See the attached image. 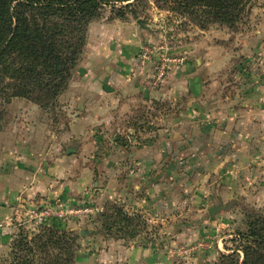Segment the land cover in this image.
<instances>
[{
	"label": "crops",
	"instance_id": "1",
	"mask_svg": "<svg viewBox=\"0 0 264 264\" xmlns=\"http://www.w3.org/2000/svg\"><path fill=\"white\" fill-rule=\"evenodd\" d=\"M127 27L114 49L85 50L76 75L59 96L63 121L25 98L9 104L10 112L20 109L0 130V255L8 252L22 225L24 207L56 200L71 205L91 197L98 201L109 189L129 213L147 219L153 212L168 213L170 181L193 191L199 205L208 197L264 209V60L248 59L237 66L241 71L231 72L234 49H195V56H201L195 73L202 82L201 94L191 97L196 106L161 111L142 134L136 122L152 114L155 98L170 100L179 90L186 94L189 85L182 74L162 85L145 74L131 75L141 39ZM128 131L137 135L123 146ZM107 134L115 156L101 157L93 168L86 153L91 135L101 139ZM108 166L112 169L106 173ZM101 175L108 177L107 186L90 196L88 190ZM181 199L185 201L184 194ZM150 246L132 247L129 253L153 264Z\"/></svg>",
	"mask_w": 264,
	"mask_h": 264
},
{
	"label": "rangeland",
	"instance_id": "2",
	"mask_svg": "<svg viewBox=\"0 0 264 264\" xmlns=\"http://www.w3.org/2000/svg\"><path fill=\"white\" fill-rule=\"evenodd\" d=\"M129 3H132L131 6L125 7ZM119 9H123L125 18L118 16ZM247 10L248 12H246L244 18L235 27L210 21L203 27L199 24L200 20L195 15L178 8L173 1L137 0L135 2L131 0L117 3L115 6L104 5L99 14L91 19L87 27L84 52L86 49H114L113 43H119L122 32L124 30L128 32L129 28L127 26L131 25L132 30L134 29L137 33L135 37L141 39L140 50L145 45L156 46L162 47L161 49H169L172 54H180L186 57L184 64L171 70L164 81H159L156 78L154 67L149 71L145 70V77L150 82H154V85H157V82L158 85H162L165 81H169L171 77L178 74V76H181L182 74L183 76L180 78L183 77L184 81L186 80L189 88L188 91L186 90V94L181 90L175 91L178 93L172 94V98L165 100L166 102L162 101V98H155L154 108L150 110L153 117H151L152 114H146V117L142 118L140 122H136L139 125L138 132L143 134L145 132L143 128L149 125L155 119L154 116L159 115L161 111H173L178 107L189 111L194 108L195 104L191 98L194 94L190 88V79H199L194 67L201 58L200 55L195 56V49H234L235 65L231 72L240 70V68L238 69L239 65L245 63L248 59L252 62L264 60V0L250 1ZM135 11L138 16H134ZM199 14L201 13L199 12ZM245 49L253 50L248 53ZM140 50L134 60L135 62H133L134 67L131 69V75L139 70ZM241 50L242 53H239ZM82 60L83 56L78 64ZM231 72L228 74L229 76L234 74ZM127 78L131 79L133 77L129 75ZM168 85H170V82ZM10 103H7V101L0 102V124L2 126L9 120L10 115H15V112L20 109L17 106L12 108L14 112H10ZM57 103L58 110L55 106L49 112L51 117L60 120L62 118L60 111L62 108L59 98ZM145 111L147 112V109ZM130 131L124 135V139L120 138L121 135H116L117 138L119 137L116 141L119 140L120 142L122 140L121 145L129 146V142L134 141L132 137L137 135V132ZM140 133H138L139 137L143 138L144 136L142 137ZM110 136L111 134H107L105 138L100 139L96 135H91L92 141H89L90 145L86 153L89 159L88 164L93 168L101 164V157L114 158V143ZM151 138H154V136ZM81 145L82 143H78V147H81ZM72 146H76V144L73 143ZM107 168L106 173L109 169H112L111 166ZM107 180L109 181L108 177H104V175L98 176V185H93L88 190L90 196L95 193L96 188H100L102 185L107 186ZM171 182L166 185L167 190L170 192L171 202V207L167 209L168 213L153 212L148 219L143 217L144 215L141 213H129L125 205L115 199L111 189H109L110 194L100 196L98 200L100 202L91 197L84 202L67 205L74 208L75 211L66 221H61L60 225L68 232V236L74 239L72 244L73 255L70 258L71 263L145 264V260L139 261V258L136 255H131L129 251L133 249L132 247L148 248L150 245L151 250L154 252L153 264H217L222 253L235 254L234 256L239 259V263H242L245 259L244 253L241 249L239 251L235 249L239 245V241L235 240L238 238L236 234L246 232L249 213L254 210L263 212L264 209L240 204L236 207L233 203L225 205L226 203L222 199L215 202L210 201L211 199L208 197L203 199L199 205L193 200V191H186L182 185L171 184ZM167 190L166 188L163 189V191ZM182 193L185 195V201L181 199ZM56 202L66 204L63 201L56 200ZM115 202L124 206L129 214H137L141 220L146 222V226H141L136 239L113 237L105 234L100 229L99 214L109 204ZM212 206L219 207L213 215L209 211ZM85 209L88 210L85 211ZM41 225L24 222V224L18 226L14 238L19 235L20 227H24L23 229L29 233L30 240H32L31 237L41 231ZM68 243L71 244L70 241ZM11 244L8 252L0 255V264H8L11 261ZM67 256L65 254L64 258H67Z\"/></svg>",
	"mask_w": 264,
	"mask_h": 264
},
{
	"label": "trees",
	"instance_id": "3",
	"mask_svg": "<svg viewBox=\"0 0 264 264\" xmlns=\"http://www.w3.org/2000/svg\"><path fill=\"white\" fill-rule=\"evenodd\" d=\"M127 1L131 0H0V102L10 103L20 97L43 109H54L83 56L91 19L104 5ZM165 1H173L195 15L203 27L208 21L235 27L252 0ZM117 14L125 18L123 9ZM134 14L138 16L136 11ZM139 217L115 202L99 214L98 220L105 234L136 239L141 226H146ZM60 224L57 219L43 223L32 240L20 227L8 264H74L70 260L74 239ZM247 227L235 239L239 241L235 249L244 253L243 262L239 263L235 254L222 253L217 264H264V211L249 213Z\"/></svg>",
	"mask_w": 264,
	"mask_h": 264
},
{
	"label": "built area",
	"instance_id": "4",
	"mask_svg": "<svg viewBox=\"0 0 264 264\" xmlns=\"http://www.w3.org/2000/svg\"><path fill=\"white\" fill-rule=\"evenodd\" d=\"M162 47L145 45L139 53V70L132 73L136 75H144L145 70H156V78L163 81L174 68L184 64L186 57L180 54H172L169 49H161ZM69 206V205H68ZM66 204L56 202L54 204H45L42 206H26L20 218V222L43 224L52 220L66 221L68 217L75 211L74 208L68 207ZM88 209H85L87 211Z\"/></svg>",
	"mask_w": 264,
	"mask_h": 264
},
{
	"label": "water",
	"instance_id": "5",
	"mask_svg": "<svg viewBox=\"0 0 264 264\" xmlns=\"http://www.w3.org/2000/svg\"><path fill=\"white\" fill-rule=\"evenodd\" d=\"M200 76L199 79L196 78H191L190 79V88L193 92L194 95H200L201 94V86H202V82L200 80ZM70 148L67 150V153H70ZM74 151H76V149H73ZM219 207L218 206H212L209 208L210 213L213 215L215 211H217Z\"/></svg>",
	"mask_w": 264,
	"mask_h": 264
}]
</instances>
